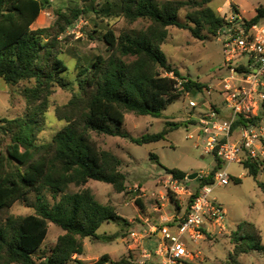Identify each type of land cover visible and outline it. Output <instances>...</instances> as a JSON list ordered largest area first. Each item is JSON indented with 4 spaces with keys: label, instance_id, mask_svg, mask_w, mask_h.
<instances>
[{
    "label": "trees",
    "instance_id": "16d2710c",
    "mask_svg": "<svg viewBox=\"0 0 264 264\" xmlns=\"http://www.w3.org/2000/svg\"><path fill=\"white\" fill-rule=\"evenodd\" d=\"M213 1L120 0L121 16L132 23L145 20L149 25L139 32L117 36L114 31H108L104 35L110 55L98 56L90 67L80 70L79 92L74 93L67 105L57 109V116L66 125L50 143L38 145L36 135L44 125L55 89H69L70 85L64 77L69 68L57 50L58 36L90 11L68 8L58 13L56 26L34 30L32 26L52 5L51 0H0V78L10 85L33 82L22 92L27 104L25 116L0 120V134L11 141L5 151L0 150V216L17 202H28L29 196L37 193L36 214L9 217L5 224H0V264H69L75 256L84 255V239L107 242L119 237L98 233L105 223L127 225L112 206L100 203L90 188L76 193H67V190L72 184L80 188L91 180L110 184L119 193L127 189V177L120 170L122 160L110 151L101 150L92 139V131L144 145L165 140L169 132L180 128L182 124L167 123L163 131L141 137H133L123 130L126 112L161 118L186 91L197 96L206 88L199 81L185 78L169 63L162 46L168 38L169 27L190 30L200 40H206L208 34L217 36L228 21L208 6ZM186 7H193L195 11L188 13L186 22L182 23L179 14ZM91 10L96 12L94 7ZM262 20L263 4L245 22L250 28ZM237 70L247 72L244 65ZM180 81L183 90L178 88ZM243 120L235 124V130L244 124ZM213 155L217 164L208 176L198 179V188L189 196L188 207L203 186L215 182L222 161L216 151ZM151 159L160 163L157 155L152 154ZM244 166L257 179L264 170V159L248 160ZM164 170L182 183L187 180L188 173L183 170L166 167ZM259 186L264 190L263 183ZM45 190L54 198L61 196L60 200L53 205L46 203ZM177 222L170 227L175 228ZM50 223L64 233L49 254L40 255ZM231 242L234 250L228 264H239L240 257L250 252L264 255L262 232L253 223L239 224ZM109 262L113 263L109 255H104L95 264Z\"/></svg>",
    "mask_w": 264,
    "mask_h": 264
},
{
    "label": "rangeland",
    "instance_id": "374dc122",
    "mask_svg": "<svg viewBox=\"0 0 264 264\" xmlns=\"http://www.w3.org/2000/svg\"><path fill=\"white\" fill-rule=\"evenodd\" d=\"M119 1L51 0L52 5L42 12L32 26L34 30L54 27L58 13L66 12L68 8L90 11L75 26L58 36L57 50L59 57L69 68L64 77L70 85L69 89H55L45 114L44 125L36 135V144L50 143L55 134L66 125V121L57 116V109L67 105L74 93L79 92L77 80L80 70L90 67L98 56L110 55L104 35L108 31H114L117 36L124 32H139L149 25L145 20L132 23L121 16ZM158 1L162 3L168 0ZM232 1L242 7V12L245 11L243 16L248 20L255 16L261 3L264 5V0ZM232 1L215 0L208 6L229 23L232 15L237 12ZM91 7H94L96 12L92 11ZM109 7H112L111 10L106 11ZM193 11V7L182 9L179 14L180 21L185 23L187 14ZM168 33L162 49L169 63L179 69L185 78L199 81L206 86L202 93L192 97L198 102V108H190V99L182 95L163 112L161 118L126 112L123 130L133 137L159 133L167 123L182 124L160 142L137 145L126 138L93 131L90 133L101 150L110 151L122 160L120 170L127 177V189L119 193L110 184L91 180L80 188L70 185L67 193L90 188L96 199L103 205L112 206L127 225L103 224L99 234H118L119 237L107 242L84 239V255L75 256V260L69 264H79L78 260L84 264H95L104 255H109L113 261L109 262L110 264L122 260L125 264H162L164 258L155 253L162 242V236L159 234L165 226L175 233V228L170 226L175 220L184 219L190 203L188 195L179 196L172 190V176L164 167L183 170L188 173V177L197 173L196 180H189L187 177L183 182L186 188L195 193L198 179L208 176L217 164L213 153L206 152L197 118L208 106H214L219 99H224L222 81L230 74L229 66L239 68L247 59L241 58L228 64L223 48L224 37L220 34H208L206 40H200L195 38L190 30L177 27H169ZM32 85L33 82L10 85L0 78V120L25 116L27 104L22 92L25 87ZM10 142L8 136L0 134V150L5 151ZM152 154L159 157L160 163L151 159ZM225 168L231 178L229 185H214L210 195V199L216 200L224 209V221L222 225L205 222L208 228L205 230V239L193 241L188 236L185 237L191 257L181 261L182 264H228L230 253L234 250L232 234L238 225L245 221L255 224L261 230L264 243V190L259 186V183L264 184V170L255 179L248 174L242 163L226 164ZM237 179H240V182H237ZM43 195L44 201L50 205L58 202L61 197L54 198L46 190ZM36 202L37 193H32L28 202H17L2 213L0 224H5L9 217L22 218L36 214ZM63 233L60 227L50 223L48 236L38 254H49ZM146 252L151 254L150 258L144 256ZM239 261V264H264V255L250 252L241 256Z\"/></svg>",
    "mask_w": 264,
    "mask_h": 264
},
{
    "label": "built area",
    "instance_id": "2783aa9c",
    "mask_svg": "<svg viewBox=\"0 0 264 264\" xmlns=\"http://www.w3.org/2000/svg\"><path fill=\"white\" fill-rule=\"evenodd\" d=\"M219 34L224 37L227 63L245 58L247 62L243 65L247 72L241 73L238 67L229 66L230 74L223 80L227 116L208 106L197 118L206 152L216 151L222 167L215 174V182L201 188L186 218L176 223V232L172 233L167 226L162 229V242L155 251L164 258L162 264H182L181 261L191 257L185 237L193 241L205 239L203 231L208 230L205 222L222 225L225 211L216 200L210 199V195L214 185H229L231 178L226 164L264 159V115L261 114L264 105V25L259 23L249 28L244 19L234 16ZM178 88L183 90L182 81ZM183 96L190 99V108H198V102L192 99L190 92L186 91ZM242 118L244 124L235 130V124ZM170 183L179 196L195 194L173 176ZM144 256L150 258L151 254L146 252Z\"/></svg>",
    "mask_w": 264,
    "mask_h": 264
},
{
    "label": "crops",
    "instance_id": "0c3cea01",
    "mask_svg": "<svg viewBox=\"0 0 264 264\" xmlns=\"http://www.w3.org/2000/svg\"><path fill=\"white\" fill-rule=\"evenodd\" d=\"M232 1V0H231ZM233 2V1H232ZM233 4H235V6H237V12L232 15V17H239V18H242V19H247L243 16V14L245 13V11L242 12V7L236 3L233 2ZM262 5V3L260 4ZM257 10V9H256ZM256 15V14H255ZM252 19V18H251ZM260 24L264 25V20H262L260 22ZM222 85H223V81H222ZM223 96H224V99H219L216 103H214L213 105L216 106L218 108V110L222 113L223 116H227L228 115V110H227V107L225 105V95H224V92L222 93ZM263 116V115H262ZM159 236H162V234L160 233ZM162 241V240H161ZM83 256V255H82Z\"/></svg>",
    "mask_w": 264,
    "mask_h": 264
},
{
    "label": "water",
    "instance_id": "95a60500",
    "mask_svg": "<svg viewBox=\"0 0 264 264\" xmlns=\"http://www.w3.org/2000/svg\"><path fill=\"white\" fill-rule=\"evenodd\" d=\"M263 111H264V105H263ZM197 178H198V174L197 173L189 175V177H188L189 180H196Z\"/></svg>",
    "mask_w": 264,
    "mask_h": 264
}]
</instances>
